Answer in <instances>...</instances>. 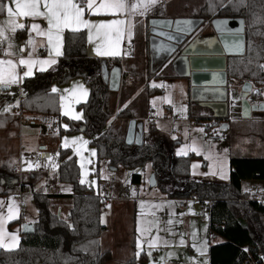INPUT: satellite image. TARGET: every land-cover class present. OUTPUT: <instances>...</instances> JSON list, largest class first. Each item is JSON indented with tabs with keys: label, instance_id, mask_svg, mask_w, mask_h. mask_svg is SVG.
<instances>
[{
	"label": "trees",
	"instance_id": "obj_1",
	"mask_svg": "<svg viewBox=\"0 0 264 264\" xmlns=\"http://www.w3.org/2000/svg\"><path fill=\"white\" fill-rule=\"evenodd\" d=\"M78 1L83 6V0ZM0 3L5 4V0H0ZM4 14L5 11L0 12V17ZM191 16L204 21L213 18L244 21L245 52L242 56L227 58V77L239 84L251 83L255 87L253 98L262 100L264 71L259 65L264 64V0H225L215 8L206 4ZM147 23L144 22L145 26H148ZM140 25L138 23L137 27ZM86 44L85 31L65 32L63 54L54 67L23 80L20 101L23 113L63 119L68 129H58V136L82 132L84 128L82 133L96 151L97 168L100 161L106 162L111 169L122 167L127 170L150 164L155 179L154 188L167 198L213 202L209 210V229L211 234L223 241L209 247L208 264H243L248 258L264 264V204L249 199V195L241 189L243 181H264V156H231L226 183L197 182L190 178L191 160L196 156L172 155L154 121L146 120L140 146L127 145L125 135L129 121L135 119L142 123L148 117L135 109L125 108L118 112L117 122H111L114 112L110 100L115 93L104 82L103 70L108 74L115 67L122 69L121 96L126 91L128 80L138 81L142 74L119 58L88 57ZM145 76L147 80L162 78L160 69L150 70ZM75 78H81L89 89L87 101L78 106L83 113L82 121L62 118L58 96L51 92L53 85L65 86ZM158 92L156 88L146 87L144 96L148 99ZM13 102L14 97L0 96V104ZM210 119L199 118L196 123ZM213 119L219 126L228 116ZM10 120L17 121L15 116L0 114V123L5 124ZM175 144L172 142L171 146ZM56 154L59 162L56 180L71 186V194L67 196L72 204L66 220L51 211L53 198L65 195L45 194L43 189L36 190L32 194V203L37 211L34 232L21 234L16 249H0V264H109L112 261L110 251L102 249L100 245V238L106 230L101 224L104 201L95 190L79 183V168L70 150L59 148ZM5 169L8 175L13 174V169ZM43 174L41 171H30L21 176L15 173L12 176L18 183L7 190H0V195L26 191L38 184ZM130 182L139 186L143 178L140 174H132ZM139 260L145 258L140 257ZM137 262L133 256L123 264Z\"/></svg>",
	"mask_w": 264,
	"mask_h": 264
},
{
	"label": "crops",
	"instance_id": "obj_2",
	"mask_svg": "<svg viewBox=\"0 0 264 264\" xmlns=\"http://www.w3.org/2000/svg\"><path fill=\"white\" fill-rule=\"evenodd\" d=\"M224 1L225 0H158V2L155 5H153L145 15L136 14L133 16H129L127 13L123 15L117 14V16H113L112 14H108V13H99V14L89 15L88 12L86 11L84 18L89 19L93 22L108 21V20H111L117 17L120 19H124L126 21L125 25L123 26L124 33L120 39L119 44L115 47V55H98L97 54L98 41L95 35H93V40L89 41L87 30L81 29L80 31H85L87 35V44H86L87 56L90 58H99V59L119 58L123 60L126 65L134 67L131 64H137V63L131 58H134V55L132 53V46L134 43L135 20L138 19V21H141L144 23L152 18L190 19V20L200 21L198 28L196 29L193 35V39H195L194 45L196 46L198 50L208 51L213 46L214 44L213 41L215 39L213 29H212V22L213 21L219 22L221 19L213 18V19L204 21V20L198 19L197 17H193L191 15L199 12V10H201V8L204 7L206 4H209L211 7L215 8V7L220 6ZM77 2L79 1L77 0ZM131 2H135V0H131ZM9 3H10V0H5V5ZM83 3L85 4L86 0H83ZM96 3L99 4L100 0H96ZM11 6L13 8L15 7L14 5H11ZM6 20H7V13L5 11L4 16L0 17V25L5 24ZM17 20L18 22H21L25 25L24 29H17L15 33H8L9 37L11 38L10 41L3 42L4 43L3 50L8 49L9 43L12 44L13 47L10 49V51H12L14 55L5 56L4 51L2 50L0 52V59H13L15 61L17 56L22 55L25 58H27L29 52H32L33 59H48L49 51L44 46V44H46V41H44V44H42L41 42L44 40V38L38 36L35 31L31 32V35L33 36L34 41H35L34 50L32 46H28L25 48L23 53L19 52L20 47L25 45L28 39L30 24L33 21H32V18L30 17H18ZM35 22L39 23L42 28L47 27L46 21H44L43 19L39 17L35 19ZM129 25H130V30H131V36L128 35ZM66 31H71V30L65 29V31L63 32L62 48H61L62 54H63L64 34ZM93 32H95L94 29H93ZM145 41H146L145 43L146 46L144 47L145 58L148 57V63H146V67L150 68L153 71L160 69L161 75L163 74L162 78H156V77L152 78L148 81V83L151 80H159V79H164V78H169V79L183 82L186 86L185 96L187 97V106H188L187 113H188V118L190 119H191V116L199 117V118L216 117L215 112H214L215 110H217L218 114L223 115L224 109L222 107H217L215 110H213V109H210L204 106L201 107L200 105H197V104H191L190 98H189L190 97L189 81L178 77L176 73L175 74L165 73V70L169 66H172V62L174 58L173 57L167 58L166 56L162 54L159 55L157 52H155V50L152 48V42H154V39L150 36V34ZM38 53H41L40 57L38 56ZM62 54L60 56H55V54L53 53V58L56 60V62H57V59L62 56ZM126 62L127 63L129 62L130 64H127ZM55 64H52L50 66H45L44 71L52 69ZM39 68H40V65H35L33 67V74L31 76H33L37 72H41ZM25 70L26 69H24L23 66H19L17 68V71L20 74V76H23V72ZM25 78H28V77H23V79L20 82L9 85L8 86L9 90L7 92H4L1 95L11 96V97H14L15 99L17 94H23L22 82ZM229 81L233 83L231 85L232 87L229 89L230 99L233 96V94H235L236 91H238L239 95L241 96L242 93L240 91V88L242 84H239L235 80H228V82ZM148 83L142 82L141 79L138 81L129 79L126 89H124L126 91L122 95L123 97L121 96V89H122L121 88L122 83H121L120 90L117 93L113 94V96L111 97L112 102L110 100L111 109L114 112V117L111 120V122H114V123L117 122L116 118H117L118 112L125 108H129V109L132 108L133 110L135 109V111L139 112V114L147 115V117L153 116V113L152 114L149 113L151 111L148 108L149 98L146 99L144 96L145 88L149 87ZM53 87L57 89V92H55L54 94L58 96V106H59L60 116L62 118H65L71 121H82L83 113H82V110L79 109L78 106L85 103L89 96V89L85 85L83 80L81 78H75L71 80L65 86L57 87L56 85H53L52 88ZM52 88H51V92H52ZM156 89L160 91L157 94L161 93L160 88H156ZM251 90L252 92L255 91V87L252 84H251ZM85 91L87 92L86 96L82 95ZM13 105H14V102L4 103V104L1 103L0 104V114L13 117V115L10 113V110L13 107ZM237 105H239V103ZM66 107H70L69 110L65 111L64 109H66ZM5 109H7V111H5ZM76 109L78 111H76ZM69 111L71 113L70 115L65 114L66 112H69ZM76 115H79L80 119L73 118ZM227 116H228V119L226 121H222L219 124L218 129H220L223 132L224 131L227 132L228 130L230 132V137H231L230 147L231 148H229V159L231 156L247 157V158H256V157L264 156V154L261 153L259 150V145L255 146L253 142H249L248 139L246 138V136L248 135L246 128H248L249 126L247 124H252V123L255 124L254 122H258V123H261V125H263L262 122H264V112L251 113L250 118L248 120H244L241 118L240 107L237 106V108L234 110L232 103L229 102ZM47 118L49 117H42V116H38V117L31 116L30 117L32 121L33 120L40 121L43 124L42 125L43 127H37L38 130L36 132V137H34V143H35L36 150L42 151V153L40 154L38 161L35 162V165H34L35 169L30 168L28 170H23L19 168L21 166L20 154L23 149V143L25 139L22 134L23 127L21 123L15 120H13V122L10 120L9 122L5 124L0 123V190H7L10 187H13L14 185L17 184V183H14V180L16 178H13L12 176L13 174L16 173L17 175H20V173H23L26 171H36V170L39 171L40 168H42V170L44 169L43 171L45 172L43 176V179H44L43 183L41 181L39 184L35 185L34 187L29 188L26 191H31L33 194L38 188L43 189L45 187H51L53 189L54 185H49L46 182H48V179L52 175L56 182V175H57V171L59 168V162L57 160L56 152L59 148L71 151V148H69L70 146L66 144L65 141H68V140L74 141V138L79 137V135L70 136V137L58 136L57 135L58 129H62V130L68 129L67 123L61 118L59 119V118L54 117L55 122H56L55 127L49 128V126L47 125V121H48ZM196 124L200 125L201 122L196 123ZM24 125H28V124H24ZM142 125H143V121H142ZM223 127H225V129ZM242 133L245 136L242 135ZM258 133L256 134V137ZM56 135L58 136L57 140H56ZM256 140L260 142V139L258 137L256 138ZM81 141H85V140L82 139ZM93 149H94L95 160L91 159V161H92V164H94L93 163L94 161L97 166L96 151H95V148ZM196 158H200V157L196 156ZM5 167L13 169V174L11 176L5 172L6 171ZM47 170L49 171V173H47ZM228 174H229V163H228ZM79 182H80V176H79ZM105 183H107V181L101 180L99 177L96 176L94 183L89 184V185L81 183V185H84L87 188H91L95 191L100 192V190L104 188ZM244 184H246L247 186L244 187ZM250 188L253 189L252 193H249ZM241 189L243 192H246L249 195V199L264 200V181H255V180L243 181L241 183ZM70 194H66V195H70ZM13 195H14L13 193L8 194V195H4V194L0 195V202H2L0 203V216H2L4 219V230L6 233L4 237L3 245L0 246V249L2 250H4L3 247L5 245H10V244L16 245L17 242L19 245L20 237L22 234V226L27 225V224L34 226L35 222L37 221V211H36V215L35 213L30 214V212L27 210L26 204L23 208H20L19 201H17L16 199L15 200L17 202V205L14 208V210H16V215L13 216L12 219L10 220L8 219L9 198L12 197ZM164 198L170 199V198H167L166 196ZM57 200L60 201L61 199L58 198ZM170 200L177 202L175 210L179 217H182L183 213L185 212L189 213L187 204H186L185 209H179L178 200L177 199H170ZM192 204H193L192 213L194 212L193 214L195 217V214L198 210V206L193 202ZM54 206L56 209V212H55L56 215H58L60 212H64L67 217L68 208L67 210L66 208L64 209L63 207L61 209L60 208L61 205H57V204H55ZM119 207L120 206H115V209L111 210L110 215L108 217L109 225L107 226L103 225L105 228L108 226H110L111 228V225H113L111 229H114L116 227H118L119 229L121 228V226L123 225V216L121 215V217H119L120 215ZM186 224L187 225L185 227L187 231V237L190 242L189 244L190 252L195 253V254L198 253V250L194 243H196L195 241H199L198 244L201 245L203 253H206V264H208L209 262L208 249L213 244H210V241L208 240L207 241L208 244L204 246V244L201 242V238L199 235L195 237L191 236L192 233H191L190 224L189 223H186ZM145 227L146 229H150V230L143 231V233H145V235L147 236L141 238V241L143 242V246L139 250L136 247V243H137L136 240L138 238V232H137L136 224L134 223V215L132 216L130 231H128V233L126 234L123 231V228L119 230V236L122 237L121 243H120L121 240H119V238L116 236V234H118L117 231H114V230L110 231V228L108 230H105L103 235L109 237L110 243L114 244V246L111 244L112 245L110 246L111 248H108V250L110 251L112 255V261L109 264H123L133 256L137 259L139 263L142 262L139 260L140 257H144L145 260L147 261L149 250L153 258H156L155 256H156V253L158 252L156 246L160 244L154 243V246H150V242H151L150 239H152V235L156 232V229H157V234L160 235L159 228L161 226L155 227L154 225L147 224L145 225ZM207 229H208V233L211 234L210 229H209V222H208ZM11 234H15L16 236L15 243H13L11 240ZM102 236L100 238V245H102L101 243ZM216 238L219 239L220 242L223 241L218 236H216ZM157 241L160 243V236L157 238ZM107 242L108 241L104 239L103 243H107ZM213 242L215 244L216 242L215 238H213ZM132 244H133V247H132ZM121 246H123L125 249L122 251L123 258L121 260H118L117 258L118 256L115 252ZM105 249L107 250V248ZM6 250H11V249L9 248ZM138 251H139V255H137ZM173 261H174L173 259L169 258L162 264H173L174 263Z\"/></svg>",
	"mask_w": 264,
	"mask_h": 264
},
{
	"label": "rangeland",
	"instance_id": "obj_3",
	"mask_svg": "<svg viewBox=\"0 0 264 264\" xmlns=\"http://www.w3.org/2000/svg\"><path fill=\"white\" fill-rule=\"evenodd\" d=\"M136 21H138V19L135 20L136 28L134 27V43L132 46L134 58L131 59L137 64L131 65L142 74L141 81L148 83L149 80H147L145 75H147L151 69L146 67V63H148V57L145 58L144 52V47L146 46L145 40L147 39V26H145L146 24L143 22L136 23ZM138 23L141 24L139 27H137ZM166 53L169 52L166 51ZM127 64L130 63L128 62ZM165 73L175 74L176 72L172 66H169L165 70ZM232 84L233 83L231 81L228 82L229 89L232 87ZM148 85L152 88L161 89V93L152 95L149 98L148 108L153 113V116L151 117L157 129L161 132L164 142L169 146V151L171 154L174 156H187L189 154H193L200 157L191 160L190 178L197 182L226 183L228 181L229 148H231V137L229 130L227 132H223L220 129H215L216 134L222 135L223 139L221 141L212 142L207 139L204 121H201V124L199 125L196 124V120H198L199 117H192L191 119L188 118L187 97L185 96L186 86L183 82L164 78L159 80H151ZM56 86L62 87L58 85ZM262 96L263 100L264 93ZM189 98L191 104H197L201 107L204 106L203 103L201 104L199 101L192 98L191 94ZM240 101L241 96L239 95L238 91H236L229 100V102L232 103L234 110L237 108V106L240 107ZM238 103L239 105H237ZM69 108L70 107H66L64 110L67 111ZM76 111L78 110L76 109ZM214 112L216 116L220 115L217 113V110ZM25 115L29 119L32 116L28 114ZM47 119V125L49 128H54L56 123L55 118L49 117ZM16 120L18 121L17 118ZM30 121L32 125L21 124L23 127L22 134L25 139L23 143V149L20 154L21 166L19 168L23 170H28L30 168L35 169V162L38 161V158L42 153V151L36 150L34 137H36V132L38 130L37 127H43V124L36 120L32 121L30 119ZM142 121L144 130L146 128V120L143 119ZM254 123L255 124H247L249 126L246 128V131L248 132L249 136L247 135L246 138L249 142H253L255 146L259 145L260 152L264 154V122H262L263 125L258 122ZM257 133V137L260 139V142L256 140ZM75 135H79L80 138L87 141L86 144L81 140L76 141L75 143L71 140H68L66 143L70 146L69 148H71V153L75 156V160L79 168L80 182L83 180V183L86 185L92 184L95 182L96 176L101 180L107 181V183H105L106 191L103 189L100 190V195L106 199L104 200V204L101 209V224L104 226L109 225L108 217L111 210L115 209V206H120L119 217H121V215L123 216V225L121 228H123V231L127 234L131 229L132 216L134 215V223L136 224V228L139 224L141 229V231L138 232V238L140 241L141 238L147 236L145 233H143V231L146 229L145 225H154L155 227L161 226L159 228L160 235L157 234L156 229V232L152 235V239H150V241H155L156 244H160L156 246L158 251L155 256L156 258H153L151 254L148 255L147 261L144 260L141 263L138 262V264H162L169 258L174 260L173 264H206V253H203L201 245L198 244L199 241H195L198 245L194 243L198 250L197 254L192 253L189 250L190 242L187 237V231L185 227L187 225L186 223L190 224L192 233L191 236L195 237L199 235L204 246L208 244V240L210 241V244H214L213 238L216 239L215 243L220 242V240L217 239L215 235L208 233V220L201 221L194 217V212L192 213L193 204L190 200L186 201L189 213L185 212L183 213L182 217H179L175 210L177 202L170 199H165V196H163V194L157 188L149 187V179L152 175V168L150 164L145 165L143 168L140 167L134 170H127L122 167L111 169L107 166L106 162L100 161L98 168H96L97 166L95 162L93 161L94 164H92L91 161V159L95 160L94 147L90 145L88 137L84 133L78 132L75 134H63L61 137H70ZM242 135L244 134L242 133ZM57 139L58 136L56 135V140ZM172 142H176V144L171 146ZM194 147L199 151H193ZM31 158L33 159L32 162L30 161ZM43 170L40 168L39 171L45 174ZM26 172L20 173L19 176L22 174H27ZM47 173H49L48 170ZM132 174H140L143 178V183L139 186L132 185L130 182ZM110 176L114 178V181H109ZM41 181L43 183V177L40 182ZM46 183L49 185H54V194L65 195L60 198V201H58V198L56 197L53 198L51 211L53 213L56 212L54 205L57 204L61 205V209L63 207L67 210L68 208L67 212H69L72 201L66 194L71 193V186L68 184L59 183L57 180L55 182L53 175ZM246 186L247 185L244 184V187ZM31 196V191H25L23 192L21 199L22 202L26 204L27 210L30 212V214L35 213L36 215V209L32 203ZM15 199V195L9 198L8 208L9 205H12L13 208L16 207L17 199ZM57 216L63 220H66L67 218L64 212H60ZM169 221H171V223H169ZM112 227L113 225H111V228ZM109 228L110 226L106 227V230ZM111 228L110 231L114 230L118 232L116 236L119 238V240H121V243L122 237L119 236V230L121 228ZM159 236L160 243L157 241ZM104 239H106L108 242L103 243ZM181 241H183V243H181ZM101 243L102 249L107 248L108 250V248H111L110 246H114V244L110 243V238L104 235L102 236ZM17 246L18 242L16 245H5L3 249L6 250L10 248L11 250H14L17 248ZM142 246L143 242L141 241V247ZM124 249L125 248L121 246L118 250H116L115 253L118 256V260L123 258L122 251ZM149 253L150 250L148 251V254Z\"/></svg>",
	"mask_w": 264,
	"mask_h": 264
},
{
	"label": "water",
	"instance_id": "obj_4",
	"mask_svg": "<svg viewBox=\"0 0 264 264\" xmlns=\"http://www.w3.org/2000/svg\"><path fill=\"white\" fill-rule=\"evenodd\" d=\"M177 21L188 22L177 25ZM200 21L190 19H156L148 20L149 34L154 39L152 48L159 55L173 57L172 67L178 77L189 81L192 98L203 103L205 107L215 110L224 109L223 118L228 115L230 91L226 72L228 57L242 56L245 52V30L242 19H221L212 22L214 33L213 46L208 51H201L194 45L193 35ZM160 49V50H159ZM168 51L169 53H166ZM104 82L111 92L117 93L123 80L122 69L113 68L107 74L103 70ZM9 87H0L7 92ZM241 118L248 120L251 113L264 112V100H253L251 84L244 82L240 88ZM263 94V93H262ZM225 129V127H223ZM222 129V128H221ZM84 131V128L81 129ZM143 125L137 120H130L127 126L125 143L140 146L142 144ZM14 183H18L15 179ZM149 187H155L154 176L149 179ZM33 225H23L22 234H32Z\"/></svg>",
	"mask_w": 264,
	"mask_h": 264
},
{
	"label": "snow or ice",
	"instance_id": "obj_5",
	"mask_svg": "<svg viewBox=\"0 0 264 264\" xmlns=\"http://www.w3.org/2000/svg\"><path fill=\"white\" fill-rule=\"evenodd\" d=\"M157 2L158 0H135V2H131V0H100V3L97 4L96 0H86L84 6H81V3L77 2V0H10V3L7 5L0 3V12L6 11L7 13L5 24L0 25V43L10 41L11 38L8 33H15L17 29H24L25 25L18 22V17H30L33 22L30 24L29 36L25 45L20 47L19 52L23 53L28 46H32L34 50L35 41L31 35L32 31H35L38 36L44 38L41 43L44 44V41H46L44 46L49 51L48 59H33L32 52L28 53L27 58L22 55L17 56L15 61L13 59H0V86L7 87L20 82L23 77L31 76L35 65H40L39 70L44 71L45 66L55 64L56 60L53 58V53L55 56H60L62 54V39L65 29L71 31L86 29L88 32V40L92 41L93 35H95L98 41V55H115V47L119 44L124 33L123 26L126 21L117 17L108 21L93 22L84 18L85 12L87 11L89 15L99 13H108L113 16H117V14L123 15L125 13L129 16L136 14L145 15ZM11 5L15 7L13 8ZM37 17L46 21V28H42L39 23L35 22ZM176 23L179 26L181 23L188 22L177 21ZM93 29L95 32H93ZM128 35L131 36L130 25ZM12 47V44L9 43L8 49L3 50L5 56L14 55V53L10 51ZM19 66H23V68L26 69L23 72V76H20L17 71ZM261 67L264 68V65H261ZM52 92H57V89L53 87ZM82 95L86 96L87 92L85 91ZM5 111H7V109H5ZM65 114L70 115L71 113L69 111ZM73 118L80 119V116L76 115ZM79 140H82V138L76 137L73 142L75 143ZM65 143H67V141ZM83 143L86 144L87 141H83ZM193 151L198 152L199 150L194 147ZM83 182L84 181L81 180V183ZM15 215L16 210H14L12 205H9L8 219H12ZM169 223H171V221H169ZM148 230L150 229H145V231ZM140 231L141 229L138 224L137 232ZM5 235L4 219L0 216V246L3 245ZM11 240L15 243V234H11ZM154 243L155 241H151L150 246H154ZM181 243H183V241H181ZM136 247L138 250L141 248V241L139 238L137 239ZM137 255H139V251ZM149 255H151V253H149Z\"/></svg>",
	"mask_w": 264,
	"mask_h": 264
},
{
	"label": "built area",
	"instance_id": "obj_6",
	"mask_svg": "<svg viewBox=\"0 0 264 264\" xmlns=\"http://www.w3.org/2000/svg\"><path fill=\"white\" fill-rule=\"evenodd\" d=\"M3 45L4 43H0V52L3 50ZM38 56H41V53H38ZM264 65V64H261ZM261 65H259V68H261L264 71V68L261 67ZM4 92L0 91V96H2L1 94H3ZM21 96L22 94H17V96L14 99V105L10 110V113L15 116L18 121L21 124H30V119L23 113L21 107H20V101H21ZM253 100H256L253 98ZM264 100V99H263ZM263 100H259V101H263ZM150 114H152V112H149ZM148 121H153L152 117H148L147 119ZM204 127H205V131L207 133V139L209 141L215 142V141H221L223 139L222 135L220 134H216L215 133V129H218V125H216L214 119H210L207 120L206 122H204ZM30 161L32 162L33 159L31 158ZM30 171H27V173H29ZM109 181H114V178L112 176H110ZM104 191H106V187L104 186L103 188ZM103 191V192H104ZM23 190H18L17 193H15V197L16 199L19 201V206L20 208H23L25 206V203L22 202V196H23ZM43 192L45 194H54V190L51 187H45L43 188ZM253 189H249V193H252ZM96 194H98L100 196V198L104 201L106 200L103 196L100 195L99 191H95ZM186 199H181L178 200V208L179 209H185L186 208ZM191 202L195 203L198 206V210L195 214V217L199 220L205 221L208 220L209 221V210L213 205V202L210 201H197L195 199H190ZM260 203L264 204V200H256ZM259 260H254L252 258H248L243 264H259L258 263Z\"/></svg>",
	"mask_w": 264,
	"mask_h": 264
}]
</instances>
